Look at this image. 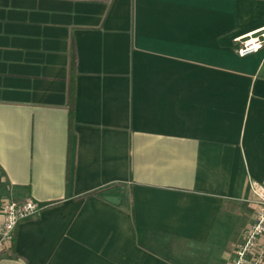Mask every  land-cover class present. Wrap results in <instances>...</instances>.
I'll return each mask as SVG.
<instances>
[{"label":"crops","instance_id":"obj_1","mask_svg":"<svg viewBox=\"0 0 264 264\" xmlns=\"http://www.w3.org/2000/svg\"><path fill=\"white\" fill-rule=\"evenodd\" d=\"M264 0H0V264H226L264 185ZM72 107V112H71ZM72 114V116H71Z\"/></svg>","mask_w":264,"mask_h":264},{"label":"built area","instance_id":"obj_2","mask_svg":"<svg viewBox=\"0 0 264 264\" xmlns=\"http://www.w3.org/2000/svg\"><path fill=\"white\" fill-rule=\"evenodd\" d=\"M237 52L247 56L264 47V29L255 30L235 38ZM251 188L256 196V208L253 220L245 230L244 240L235 249V256L226 264H264V185L251 181ZM33 199L16 201L7 199L0 209V255L9 251L14 244L18 225L35 216L43 208Z\"/></svg>","mask_w":264,"mask_h":264},{"label":"trees","instance_id":"obj_3","mask_svg":"<svg viewBox=\"0 0 264 264\" xmlns=\"http://www.w3.org/2000/svg\"><path fill=\"white\" fill-rule=\"evenodd\" d=\"M71 112H72V107H71ZM71 116H72V114H71ZM10 250H13L14 251V246Z\"/></svg>","mask_w":264,"mask_h":264}]
</instances>
